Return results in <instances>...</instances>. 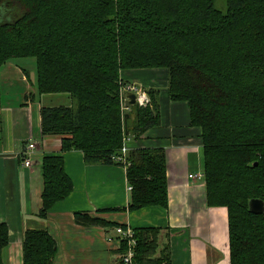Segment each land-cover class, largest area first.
<instances>
[{
    "label": "trees",
    "instance_id": "1",
    "mask_svg": "<svg viewBox=\"0 0 264 264\" xmlns=\"http://www.w3.org/2000/svg\"><path fill=\"white\" fill-rule=\"evenodd\" d=\"M27 58L38 95L71 98L40 109L42 136L62 137L60 152L79 151L86 165H121L113 157L124 140L159 125L153 90L147 105L121 110L120 73L165 70L168 100L186 103L201 130L206 205L227 210L230 264H264V213L248 210L250 200L264 202V0H0V69ZM127 162L124 210L166 208L165 152L131 150ZM41 177L45 219L73 186L60 155L43 158ZM74 221L127 230L80 212ZM132 234L135 264H170L168 247L157 253L159 228ZM8 242L0 223V264ZM55 255L46 231L24 232L23 264H52Z\"/></svg>",
    "mask_w": 264,
    "mask_h": 264
},
{
    "label": "crops",
    "instance_id": "2",
    "mask_svg": "<svg viewBox=\"0 0 264 264\" xmlns=\"http://www.w3.org/2000/svg\"><path fill=\"white\" fill-rule=\"evenodd\" d=\"M10 62L0 69H7L2 91H8L7 98L0 97V223L7 225L9 237L2 255L5 263L23 264L24 232L44 230L56 244L52 264H123L121 259L126 252L121 250L122 240L116 227L79 225L74 221V213L80 212L131 231L159 228L157 253L168 247L170 264H230L227 210L208 207L203 179L188 178L203 174L201 130L190 126L186 103L168 100L165 70L120 73L123 84L155 91L160 117L159 125L138 140L130 137L128 148L161 149L166 156L167 207L128 212L124 209L131 190L125 167L86 165L81 152H60L62 137L42 136L40 109L68 107L70 96L38 95L34 79L29 83V73ZM28 141L35 145V150L27 168L22 165L20 154ZM56 155L63 158L73 188L65 200L52 206L45 219H40L37 215L43 189L41 164L45 156ZM118 209L124 211L106 213Z\"/></svg>",
    "mask_w": 264,
    "mask_h": 264
},
{
    "label": "built area",
    "instance_id": "3",
    "mask_svg": "<svg viewBox=\"0 0 264 264\" xmlns=\"http://www.w3.org/2000/svg\"><path fill=\"white\" fill-rule=\"evenodd\" d=\"M127 92H131L135 94L136 101L139 106H145L148 103V98L146 94L142 92V90L138 86L134 84H129V85L124 84L120 90L121 110L123 112L128 110V107L126 106V103H125V94ZM129 141H130L129 138L125 139L124 144L120 150V154L113 157V160L116 163H119L123 165L124 167L129 166V163L127 162V155L130 151V149L127 146V143ZM34 150H35V145L29 141L26 147L24 148V150L20 154V159L24 167L28 168L31 166V155ZM188 178L191 180H200L202 179V174L189 175ZM115 231L117 235L119 236L120 240L127 241V251L122 256L121 262L123 264H135L133 262L135 241L133 239L132 231L129 229L123 230L121 228H116Z\"/></svg>",
    "mask_w": 264,
    "mask_h": 264
},
{
    "label": "rangeland",
    "instance_id": "4",
    "mask_svg": "<svg viewBox=\"0 0 264 264\" xmlns=\"http://www.w3.org/2000/svg\"><path fill=\"white\" fill-rule=\"evenodd\" d=\"M218 8L221 9V6H218ZM11 61L12 62H10V64H17L18 66H20V69H24V70L27 71V73H29V83H32L31 79H34V82H35V80H36V72H35V61H34V59H30V58H27V59H14V60H11ZM6 70H7L6 67H3L2 70H0L1 71V77H2V78L0 77V86L2 87V89L0 87V89H1L0 97L4 95L3 99L8 97L6 95V93H8V91H6V90L2 91L4 89V86H5V83H6V79H7L6 75H5ZM142 92H146V91L142 90ZM35 103L37 104L38 102L35 101ZM128 110L125 111V112H128ZM130 151H131V149H130Z\"/></svg>",
    "mask_w": 264,
    "mask_h": 264
},
{
    "label": "water",
    "instance_id": "5",
    "mask_svg": "<svg viewBox=\"0 0 264 264\" xmlns=\"http://www.w3.org/2000/svg\"><path fill=\"white\" fill-rule=\"evenodd\" d=\"M125 97L127 99L126 104L129 107H132V106L136 105V96H135V94H133L131 92H127L125 94ZM248 210L253 215H261V214L264 213V202L262 200H259V199L250 200L248 202Z\"/></svg>",
    "mask_w": 264,
    "mask_h": 264
},
{
    "label": "bare ground",
    "instance_id": "6",
    "mask_svg": "<svg viewBox=\"0 0 264 264\" xmlns=\"http://www.w3.org/2000/svg\"><path fill=\"white\" fill-rule=\"evenodd\" d=\"M127 102V99H126V97H125V103ZM148 104V103H147ZM146 104V105H147ZM126 106L128 107V109L130 108L127 104H126ZM135 106H139L138 105V103H137V101H136V105ZM132 107H134V106H132ZM32 143V142H31ZM28 144V143H27ZM26 147V146H25ZM202 179H203V174H202ZM202 179H200V180H202ZM119 228V227H118ZM116 229V228H115ZM122 229V228H121Z\"/></svg>",
    "mask_w": 264,
    "mask_h": 264
}]
</instances>
